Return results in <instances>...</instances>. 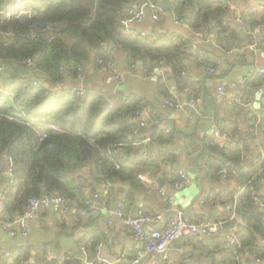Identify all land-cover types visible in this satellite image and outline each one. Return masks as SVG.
<instances>
[{"label":"trees","instance_id":"1","mask_svg":"<svg viewBox=\"0 0 264 264\" xmlns=\"http://www.w3.org/2000/svg\"><path fill=\"white\" fill-rule=\"evenodd\" d=\"M7 1L0 0V7ZM132 1L28 0L25 7L30 9L29 14L0 18V65L3 67L0 80L4 87L0 91V163L6 155L12 174L1 218L13 220L22 213L30 197L48 193H57L81 205L84 195L79 185L81 173L77 171L82 165L90 170L94 168L109 180L127 181L130 185L139 181L134 170L136 163L118 150L128 149L126 145L135 136L134 130L141 129L139 121L134 119L141 101L136 96L130 100L112 99L113 105L109 107L103 94L86 92L80 96L73 89L60 93L52 89L67 77L75 79L91 59L97 64L98 59H110L113 49L122 52L129 66L141 59L150 69L154 61L164 60L179 78L187 66L186 56L190 55L188 44L172 37L149 41L130 28L124 29L121 19ZM174 10L178 16H189L191 27L197 30L208 28L213 20L223 23L224 15L230 11L223 0H174ZM248 15L253 13L242 15L246 23ZM229 32L233 31L221 26L220 35ZM31 33L36 36L28 38ZM199 59L197 66L213 64L206 58ZM28 60L33 65L27 64ZM33 78L40 83L33 85ZM237 108L232 104L230 111ZM36 116L42 119L37 123L39 128L53 121L68 130L35 128L31 122ZM255 121L246 118L245 129L236 138L235 145L219 146L213 138H205L199 159L205 162L204 176L212 181H219L222 169L226 170V179L234 178L233 172H236L238 190L224 188L221 193L226 196L225 209L215 217L227 220L236 212L240 217L235 229L236 246L247 247L249 253L262 260L264 212L258 201L264 202V193H258V183L264 158L261 160L256 141H260L264 152V126ZM157 136L156 140L162 143L170 139L161 134ZM158 153L162 160H175L166 147H161ZM150 163L157 166L158 161ZM176 177L169 182L173 183ZM252 187L257 189L255 195L251 193ZM98 239L99 236H93L91 241L96 245ZM201 246L204 249L206 245ZM23 250L15 253L12 264H23L27 258ZM35 264H55V260L41 253Z\"/></svg>","mask_w":264,"mask_h":264},{"label":"crops","instance_id":"2","mask_svg":"<svg viewBox=\"0 0 264 264\" xmlns=\"http://www.w3.org/2000/svg\"><path fill=\"white\" fill-rule=\"evenodd\" d=\"M162 1L169 3V10L162 8ZM223 1L230 9L224 15L223 23L213 20L208 28L202 30L191 27L189 16L181 17L175 13L174 0H155L159 6L155 11L158 20H154L147 13L142 22L130 24L132 32L143 33L149 41L172 37L188 44L190 55L186 56L187 66L179 78L175 77L164 60L154 61L150 69L141 59L129 66L122 52L115 49L111 59L119 71L125 74L121 83L118 84L116 79L92 59L84 69L85 86L88 90L103 94L106 100H130V97L136 96L141 101L142 105L137 108L141 114L134 113V119L139 121L141 127L136 130L138 136L149 137L151 140L141 146H133L130 143L126 145L128 149L123 147L118 152L136 163L134 170L137 174L142 173L157 179L159 186L170 194L171 204L140 180L133 185L127 181L111 180L113 187L105 196L102 178L94 168L90 170L82 165L77 171L81 173L79 185L84 195L81 206H85L87 202H95L98 208L107 204L108 210L99 208L80 213L75 209L79 204L69 199L71 210L67 219H62L49 207L38 210L29 220L27 233L18 231L16 235L11 236L0 225V248L9 249L12 253L9 258L0 256V264L6 260L9 261L7 264H12V257L19 253L20 249H24L27 256V262L23 264H35L37 255L41 253L45 257V253L48 254L47 257L54 259L55 264H86L80 246H85L88 257L93 262L101 257L106 260L105 264H131L133 249L130 247L135 245L130 239V227L125 223V219L134 216L139 210L153 216L158 213L171 216L175 208H180L193 220L205 216L217 218L215 216L223 212L226 196L221 192L226 187L238 190V183L233 178H223L221 173L219 181H212L204 176L205 167L203 168L199 159L204 150V139L213 138L217 125L223 126L224 131L235 139L242 136L247 117L264 126V76L256 72L264 68V3L256 0ZM230 4H233L235 9L232 10ZM252 6H256L254 12L250 10ZM246 12L253 15L246 16L247 23L244 22L243 25L238 22L237 17L244 21L245 17L242 15ZM178 19H183L184 23H179ZM252 20L255 22L250 25ZM221 26L233 32L220 35ZM239 27L242 28L244 36L240 34ZM250 30H254V34H250ZM200 57L213 63L208 65L215 67L214 73L201 70V65L197 66ZM71 81V78L67 77L64 83L68 85ZM220 86L227 94L219 92ZM245 93L247 95L243 96ZM194 96L198 99L194 108L176 110L165 105L167 99L185 101ZM240 98L250 104L238 103L236 99ZM228 100L231 102L228 103ZM232 104L238 106L237 111H230ZM155 120L160 122L156 123ZM166 123L168 126H165ZM158 134L170 137L169 141L162 143L156 140ZM151 145H154L155 149ZM161 147H166L173 153L175 160H162L158 153ZM192 154L195 157L194 162L190 159ZM147 156L153 159L148 160ZM152 160L158 161L157 166L150 163ZM0 166L1 218V196L6 194L10 184V181H4V176L9 177L6 155L1 159ZM179 169L187 173L188 180L180 189H174L169 181L173 176H177ZM258 193H264L263 181L258 183ZM186 194L190 198H186ZM200 199H205L206 203L201 204ZM182 201L185 204H182ZM120 203H124L123 218L113 216ZM165 218L166 216L156 221L154 225H162ZM226 222H230L226 227L227 231L235 233L237 221L227 219ZM93 236H99L96 245L91 241ZM226 238L210 235L203 241H198L193 237H183L173 243L168 252L177 264H227L225 259H228L229 264H264V259L256 261L249 252H243L238 257L234 255V248ZM198 242L206 245L204 249L202 243ZM178 245H183L184 249H175ZM154 258L155 254H148L139 264H151Z\"/></svg>","mask_w":264,"mask_h":264},{"label":"built area","instance_id":"3","mask_svg":"<svg viewBox=\"0 0 264 264\" xmlns=\"http://www.w3.org/2000/svg\"><path fill=\"white\" fill-rule=\"evenodd\" d=\"M27 3L28 0H8L2 7H0V18L11 19L15 16L29 14L30 9L25 7ZM230 5L232 10L235 9V6L233 4ZM158 7H159L158 3L153 0L132 1L130 6L127 7L123 18L121 19L122 27L124 29H128L130 28V24L142 22L145 16L147 15V13H149L154 20H158V15L155 12ZM250 10H252L251 12H254L256 10V6L250 7ZM237 19L239 23L244 25V21L242 18L237 17ZM177 21L182 24L184 23L183 19H178ZM140 34L144 35L143 33ZM250 34H254V30L253 31L250 30ZM35 36L36 33H31L28 36V38H33ZM50 38L51 36H49V39ZM9 40L10 38L7 39V41ZM98 63L100 64V67L103 70L107 71L114 79H116L118 84L124 80L125 74L119 71L115 62L111 58L108 60L98 59ZM27 64L29 65L32 64V61L28 60ZM2 69L3 67L0 65V72L2 71ZM200 69L209 73L215 72V67L213 66L201 65ZM256 72L264 76V68H260ZM85 80H86L85 73L81 70L77 73L74 79L75 81L74 83L68 85L56 83V85L52 89L55 93H60L67 91L69 89H73L76 91L78 95L81 96L87 92V88L85 86ZM31 83L33 85H36L39 84L40 81L37 78H33L31 80ZM2 90H3V84L0 80V91ZM218 90L223 95L227 94V91L222 86H220ZM89 92L92 93L91 90H89ZM107 100L109 101V107H112L113 101L109 98H107ZM197 100L198 99L196 96L190 97L185 101H180L176 98L167 99L165 101V105L176 110L183 109L185 107L189 109L195 107ZM236 101L242 105L250 104L249 101H244L241 98L236 99ZM227 102L230 103L231 101L228 100ZM135 113L139 115L141 114V111L137 110ZM32 120L33 122H31V124L35 128L38 127L37 123L39 121H42V119L39 117H35ZM47 122L50 123L43 126L42 128L39 127L38 128L41 130L48 128L56 132L68 130L66 126H62L53 121H47ZM155 122L158 123L160 121L155 120ZM134 133L135 136L131 141V145L133 146H141L151 140L149 137L138 136L137 130H135ZM212 137L213 140L219 146H232L236 144V139L231 137L227 132H225L223 126L221 125H217L215 127ZM256 145L261 152V160H262L264 158V152L261 149L259 140L256 141ZM147 159L151 160L153 159V157L147 156ZM201 163L204 168L205 162L203 159H201ZM220 173L223 178H226L225 169H222ZM98 175L102 178V186L104 188L103 195L107 196L110 189H112L113 187V183L111 182V180L106 179L102 173H98ZM233 175H234L233 180L237 181L238 176L235 171L233 172ZM137 177L140 181L152 187L163 198L164 201L171 204L170 194L167 192V190L159 186L157 179L150 178L148 175L142 173L137 174ZM10 179L12 180V176H10ZM187 180H188L187 173L179 169L177 171V178L172 183L171 187L174 189H180L186 184ZM259 181L264 182V170L260 176ZM251 193L255 195L257 193V189L255 187H252ZM5 196L6 194H3L1 196V202H2L1 210L4 207ZM200 203L201 204L206 203L205 199H200ZM258 205L261 208V210L264 212V202L258 201ZM123 206L124 203H120L117 206V209L113 212V216H116L118 218H123ZM49 207H51L62 219H67L69 212L71 210L69 199L57 193H48V194H43L41 196H33L27 200L21 214L17 215L13 220L10 221H4L0 218V225L11 236L16 235L18 231H20L21 233H27L29 231V226H28L29 220H31L34 217L35 213L38 210ZM99 208L103 210H108L109 206L107 204H103ZM99 208L96 206L95 202H87L85 206H81V205L75 206V209L80 213H87L92 211L93 209H99ZM172 212L174 214L171 216H168L167 213L166 214L158 213L153 216L146 213L143 210H139L134 216H129L125 219V223L130 227V239L135 245L134 247H130L131 249H133V254L130 257L131 264H139L148 254L151 253L155 254V258L151 261V264H177L173 259L170 258L168 251L173 243H175L179 239H182L183 237H193L198 241H203L205 238H207L210 235H217L218 237H227L226 239H228L229 243L233 247L234 246L236 247L233 249V254L236 255L237 257L241 255L243 252L249 251L247 247L236 246L238 244V241L236 239L235 233H230L229 231H227L226 227H224V223L227 220L225 219L223 220L221 218H214V217H205L194 221L184 212L183 209L175 208ZM165 216H166L165 222L162 225L156 227L154 223ZM230 219L240 221V217L236 212H233L229 216V220ZM262 241L264 242V238L262 239ZM79 249L80 252H82L84 263L105 264L106 260L101 257L97 258L94 262L91 261L88 257V253L85 246H80ZM175 249L181 251L184 249V246L178 245L176 246ZM11 255H12L11 250L0 248L1 257L9 258ZM45 255L46 257L49 256L46 253ZM253 258L256 261L261 260L255 255H253ZM25 262H27V260H25L24 263Z\"/></svg>","mask_w":264,"mask_h":264},{"label":"water","instance_id":"4","mask_svg":"<svg viewBox=\"0 0 264 264\" xmlns=\"http://www.w3.org/2000/svg\"><path fill=\"white\" fill-rule=\"evenodd\" d=\"M257 2H260V3H264V0H256ZM161 6H162V8L164 9V10H169V3L167 2V1H162L161 2ZM239 29V32H240V34L242 35V36H244V33H243V31H242V28L241 27H239L238 28ZM109 48L111 49V46H109ZM165 126H168V123H166L165 124ZM151 146H153V149H155V146L154 145H151ZM160 146V145H159ZM199 147L201 148V145H199ZM201 150V149H200ZM199 150V151H200ZM194 154H192L191 156H190V159L191 160H193L192 162H194ZM194 169H195V167H193ZM4 181H6V182H8L9 181V177H8V175L7 176H4ZM160 182V184H162L161 183V180L159 181ZM234 186H236L235 184H234ZM229 224H230V222H225L224 223V227H228L229 226ZM77 255H80L79 253H77Z\"/></svg>","mask_w":264,"mask_h":264},{"label":"rangeland","instance_id":"5","mask_svg":"<svg viewBox=\"0 0 264 264\" xmlns=\"http://www.w3.org/2000/svg\"><path fill=\"white\" fill-rule=\"evenodd\" d=\"M71 80H72V81H71V83H69V84H72L74 79H71ZM74 82H75V81H74ZM62 84H63V85H66L65 83H62ZM39 118H41V117L39 116ZM185 197H186V198H190V196H189L188 194H186ZM181 203H182V204H185L183 201H182Z\"/></svg>","mask_w":264,"mask_h":264},{"label":"clouds","instance_id":"6","mask_svg":"<svg viewBox=\"0 0 264 264\" xmlns=\"http://www.w3.org/2000/svg\"><path fill=\"white\" fill-rule=\"evenodd\" d=\"M43 78H45V76L43 75ZM3 89H4V87H3ZM87 92H89V90L87 89ZM36 117H39V116H36ZM35 118V117H34ZM8 159V158H7ZM9 162V161H8ZM8 167H9V163H8ZM9 181H10V175L12 176V174H10L11 173V171H10V168H9Z\"/></svg>","mask_w":264,"mask_h":264}]
</instances>
